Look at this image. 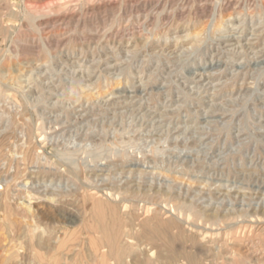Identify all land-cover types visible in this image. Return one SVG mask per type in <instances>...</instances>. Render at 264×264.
Returning a JSON list of instances; mask_svg holds the SVG:
<instances>
[{
  "label": "rangeland",
  "instance_id": "374dc122",
  "mask_svg": "<svg viewBox=\"0 0 264 264\" xmlns=\"http://www.w3.org/2000/svg\"><path fill=\"white\" fill-rule=\"evenodd\" d=\"M0 29V264H114L93 192L176 224L128 264H264V0H0Z\"/></svg>",
  "mask_w": 264,
  "mask_h": 264
},
{
  "label": "bare ground",
  "instance_id": "6f19581e",
  "mask_svg": "<svg viewBox=\"0 0 264 264\" xmlns=\"http://www.w3.org/2000/svg\"><path fill=\"white\" fill-rule=\"evenodd\" d=\"M228 2V1H227ZM229 3V2H228ZM231 4V3H230ZM225 5V4H224ZM228 5V4H227ZM221 9V7H220ZM199 10V9H198ZM224 10V9H223ZM222 10V11H223ZM227 10V8H226ZM229 10V9H228ZM201 11V10H199ZM28 15V14H26ZM166 16V15H165ZM177 16V14H176ZM26 17V16H25ZM24 17V18H25ZM31 17H33L31 15ZM163 17V16H162ZM27 19H29L31 21L32 18H28V16L26 17ZM35 18V16H34ZM39 18V17H38ZM23 19V18H22ZM169 19V18H168ZM2 20H8V21H12L14 22V24L18 21H20V18L14 17V16H2ZM33 20V19H32ZM36 20V19H35ZM33 20V21H35ZM1 21V22H3ZM23 21L26 22V19H23ZM31 21V22H33ZM164 21V20H162ZM159 22H161V20H159ZM35 23V22H34ZM30 24V22H29ZM36 24V23H35ZM35 24L33 25V27L35 26ZM10 26V24H9ZM8 26V27H9ZM12 26V25H11ZM14 26V25H13ZM18 26V25H17ZM32 27V25H30ZM37 26V25H36ZM38 26H40L38 24ZM20 27V26H18ZM10 28V27H9ZM9 28H4L2 30L4 37L7 41H10L9 39H12V36L14 33H19L17 32V30H20L19 28H14V29H9ZM40 28V27H38ZM134 30V29H133ZM0 35H1V29H0ZM14 39H16L14 37ZM13 44V43H12ZM23 47V46H22ZM19 49V48H18ZM37 50V49H36ZM18 56V55H17ZM3 90V86H1L0 84V92H2ZM1 94V93H0ZM3 94V92H2ZM1 144V143H0ZM31 153V152H30ZM27 156V155H26ZM35 157V156H34ZM77 170H79V168H76ZM76 171L75 169L73 170V172ZM136 192V191H135ZM85 194V193H84ZM31 197V193L28 194V197ZM8 198V197H6ZM82 198L86 199L89 198L92 201L91 207L89 205V207L91 208L90 210H88L86 212V214H88V218L89 220H87L89 223H91L90 227H89V233L91 234V238H95L98 239L99 246L97 243L93 244V248L95 250V253L98 254L99 252V247L100 248H107L110 256L114 257V264H128L126 262V259L128 257L131 256V244L132 242H139L140 244L142 243V241L144 242H150L152 243H156L157 241H170L173 236L172 234V228H174L176 226L175 223H173L172 225H167L165 222H163L162 220H159L157 217L156 219H141V217L138 215V213L134 214L131 213L128 206H119L117 203V201L114 203L112 201H107L105 199H103L102 197H100L99 195L93 193H90L89 195H82ZM106 198V197H105ZM108 198V197H107ZM106 198V199H107ZM30 199V198H29ZM39 199V198H38ZM41 199V198H40ZM50 201H54L56 202L55 205H61L63 203V199L61 197L58 196V198H53L50 197L49 199ZM88 200V199H87ZM31 202V201H30ZM86 203V202H85ZM173 203V202H172ZM178 203V202H177ZM176 204L175 208L177 209L178 212H183L184 210L190 212L191 214L193 213L194 216L196 218H199L200 220H202L204 214L200 211H197V209H195V207L191 204H188L186 202L184 203H179ZM137 204V203H136ZM5 205V204H4ZM10 206V205H9ZM52 206V205H50ZM86 207V206H85ZM7 208V206H6ZM54 208V207H53ZM144 209V208H143ZM9 210V209H8ZM147 210V209H146ZM143 211V210H142ZM137 212V211H136ZM157 215V214H156ZM186 215V214H184ZM193 216V215H192ZM148 217V215H147ZM174 217V216H173ZM85 218V217H84ZM87 218V219H88ZM151 218V217H150ZM240 218V217H239ZM258 218V217H257ZM166 219V217H165ZM170 219V218H169ZM86 220V218L84 219ZM171 220V219H170ZM169 220V221H170ZM209 220V219H207ZM212 223L215 224L219 221V216L215 215L214 217H212L211 219ZM86 222V221H85ZM174 222V221H173ZM220 222V221H219ZM170 223V222H169ZM207 223V221H206ZM89 225V224H87ZM85 225V226H87ZM185 226V225H184ZM230 226V225H229ZM14 227V226H13ZM12 227V228H13ZM208 227V225H207ZM82 228V227H81ZM180 228V227H179ZM204 228V227H203ZM84 229V228H82ZM88 229V228H87ZM71 230V229H70ZM65 231V230H62ZM76 231V230H75ZM86 231V230H83ZM183 231V230H182ZM219 231V230H218ZM81 232V231H80ZM242 232V231H241ZM70 233V232H69ZM88 233V232H87ZM181 233V232H180ZM179 233V234H180ZM74 234V233H73ZM70 237H72V235ZM67 235V234H66ZM182 235V234H181ZM232 235V234H231ZM258 235V234H256ZM64 236V235H63ZM77 238V235H74V238ZM84 235L82 233H80V237H83ZM68 237V236H66ZM175 237V236H174ZM181 237V236H180ZM57 238V237H56ZM79 238V237H78ZM263 238V235H262ZM73 239V237L71 238ZM69 239V240H71ZM184 239V238H183ZM56 240V239H55ZM68 241V240H67ZM72 241V240H71ZM93 241V240H91ZM224 241V240H223ZM226 241V240H225ZM58 243V242H57ZM66 243V239L65 240H61V238L59 239V248L62 249L64 248ZM70 243V241H69ZM169 243V242H168ZM167 243V244H168ZM138 244V243H137ZM134 247V246H133ZM169 247V246H168ZM172 247V246H171ZM170 247V248H171ZM136 248V247H135ZM173 249V248H172ZM257 249V248H256ZM57 250V249H56ZM133 249H131L132 251ZM135 250V249H134ZM134 250L132 252H134ZM259 250V249H258ZM262 252V251H261ZM106 253V252H105ZM57 254V253H56ZM102 254V253H101ZM103 255V254H102ZM108 256L107 253L104 254L103 256L105 257ZM58 256V255H57ZM56 257V256H55ZM59 258V257H58ZM197 258V257H196ZM60 259V258H59ZM110 259V258H109ZM113 259V258H112ZM44 261V260H43ZM58 261V260H57ZM97 261V260H96ZM107 261V260H106ZM45 262V261H44ZM60 262V261H59ZM108 262V261H107ZM103 263V262H102ZM51 264V263H49ZM53 264V262H52ZM60 264V263H59ZM104 264H107L106 262Z\"/></svg>",
  "mask_w": 264,
  "mask_h": 264
}]
</instances>
